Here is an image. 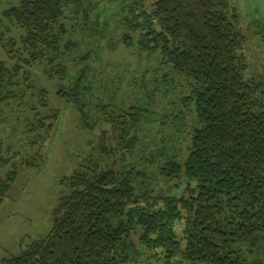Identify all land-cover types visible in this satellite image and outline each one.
Masks as SVG:
<instances>
[{
	"label": "trees",
	"instance_id": "1",
	"mask_svg": "<svg viewBox=\"0 0 264 264\" xmlns=\"http://www.w3.org/2000/svg\"><path fill=\"white\" fill-rule=\"evenodd\" d=\"M111 4L124 16L110 27L100 10ZM120 21L124 47L157 63L153 77L130 80L127 104L123 81L104 79L96 68L102 42ZM5 23L20 31L17 41L5 36L11 33ZM245 42L228 0H154L149 7L143 0H18L7 6L0 43L17 61L0 59L1 124L7 110L25 116L24 97L34 86L25 66L39 63L48 79L66 82L57 95L84 127L108 128L99 137L104 160L88 158L61 179L67 192L48 233L1 263L137 264L145 256L146 264L175 257L186 264H264V81L245 75ZM53 116H25L20 140L37 146ZM9 138L0 132V203L19 167L44 161L39 151L13 150ZM181 221L179 238L175 223Z\"/></svg>",
	"mask_w": 264,
	"mask_h": 264
},
{
	"label": "rangeland",
	"instance_id": "2",
	"mask_svg": "<svg viewBox=\"0 0 264 264\" xmlns=\"http://www.w3.org/2000/svg\"><path fill=\"white\" fill-rule=\"evenodd\" d=\"M18 0H0V16L3 10ZM144 6L149 7L154 0H143ZM230 8L237 14L242 33L246 37L242 55L247 68V78L256 77L264 81V0H228ZM116 4H111L100 10V18L107 19L111 27L115 19L123 18V11ZM11 30L6 37L16 39L20 31L14 26L5 23ZM111 33V37L102 42L104 50L101 54V61L96 64L97 70L103 72L104 79L113 78L116 82L121 79L123 85L121 95H125V103L131 101L130 86L128 83L133 77L146 75L153 77V69L157 63L147 60L143 55H135L131 49H126L120 41L124 28L117 25ZM4 30V29H2ZM18 46V45H17ZM14 47V49L17 48ZM0 59L8 65L17 61L15 52L7 53L5 47L0 43ZM34 83L32 89L26 91L24 97L25 116L33 119L34 113L46 117L55 112L51 120L50 130L37 146H31L24 139V115L7 110L3 118L6 124L0 122V132L3 136H9L13 150L33 154L39 151L44 158L38 168L19 167L17 178L10 188L7 196L0 203V264L1 259L18 255L33 239L44 237L49 229L52 220V212L59 202V198L67 192L62 184V178L70 176L77 168L88 165L90 161H103L98 152L99 137L102 130L108 126L96 127L89 130L83 126L78 112L71 104L64 101L57 95L59 86H66V82H59L57 79L50 80L43 73V66L39 63H31L25 66ZM154 73V74H153ZM260 101L264 104V85L261 91ZM46 106H42L45 104ZM33 108V109H32ZM21 110V108H19ZM54 115V114H52ZM51 115V116H52ZM19 120V122H18ZM191 118H188L190 122ZM48 122V120L46 121ZM14 127V129H11ZM158 187H163V192H168V185L162 182ZM185 188V183L179 189V193ZM184 223H175V232L180 238L182 236ZM141 250L144 248L140 246ZM146 256L151 252L144 249ZM145 256L139 258L137 264H146ZM151 264H162L156 260H150ZM170 264H186L180 257H175Z\"/></svg>",
	"mask_w": 264,
	"mask_h": 264
}]
</instances>
